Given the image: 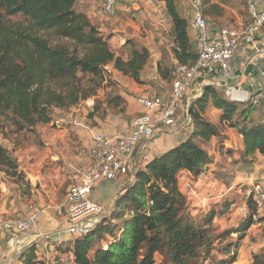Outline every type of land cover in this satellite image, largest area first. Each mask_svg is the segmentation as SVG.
Instances as JSON below:
<instances>
[{
    "label": "trees",
    "instance_id": "trees-1",
    "mask_svg": "<svg viewBox=\"0 0 264 264\" xmlns=\"http://www.w3.org/2000/svg\"><path fill=\"white\" fill-rule=\"evenodd\" d=\"M161 1L166 3L176 32L175 58L180 65L195 63L198 54L191 48L188 20L178 12L176 0ZM209 1L201 0V5ZM119 51L111 49L110 38L77 8V0H0V133L9 130L37 136L39 126L54 123L56 110L67 112L97 97L101 86L110 82L109 65L143 85L149 50L128 41ZM174 69L158 67L164 81L172 78ZM91 78L92 82H86ZM121 101L120 97L108 99L107 108L119 106ZM209 107L221 111L219 123L205 117ZM94 108L98 111L103 104L98 102ZM190 119L192 132L186 140L137 164L136 181L116 201L111 217L64 244L59 253L73 255L74 264H157L159 257L164 264H206L222 253L224 259L218 264H236L241 240L258 215L264 221L253 196L249 201L252 214L237 229L219 232L214 220L227 215L233 203L226 201L221 211L212 209L202 217L192 215L180 187V174L188 172L198 180L208 172L213 163L209 144L214 138L222 139L225 127L243 138L239 160L264 158V98L256 104L235 102L208 86L192 105ZM228 154L234 155L232 151ZM0 172L16 184L24 180L22 195L31 194L18 159L1 142ZM128 174L132 176V172ZM233 234L238 240L218 249ZM106 235L110 238H104ZM98 239L107 240V248L97 246ZM19 262L44 264L35 245ZM252 264H264V248L253 255Z\"/></svg>",
    "mask_w": 264,
    "mask_h": 264
},
{
    "label": "crops",
    "instance_id": "crops-1",
    "mask_svg": "<svg viewBox=\"0 0 264 264\" xmlns=\"http://www.w3.org/2000/svg\"><path fill=\"white\" fill-rule=\"evenodd\" d=\"M84 2L87 12L83 9L81 11L87 14L101 33L108 32L110 28L113 30V34L117 32L122 35H117L114 38V40L120 39V41L114 43V45L118 44L119 50L128 41H132L136 48L143 47L149 50L151 57L142 73L144 84L135 83L131 78L109 65L106 67L109 75L107 81L115 84V87H117L116 93L105 95L106 97L103 96L102 98L97 93V97L82 103L85 104L84 108H82V105L79 106V110L75 107L67 112L64 111L63 118L70 115L74 119L77 117L76 111L81 112V117L82 112L89 115L95 112L93 106L97 99L102 100L100 102L106 108L108 99L120 97L122 103L119 106L110 107L116 116L113 114L108 116V113L107 115L103 114L101 118L95 116V124L92 121L91 123L87 122L85 118L83 120L80 118L79 120H71L74 128L68 125H64L68 127L59 128L63 132L61 139H58V136L50 129H42L39 133L41 134L40 139L45 142V149H49L51 155L44 154L41 158L32 161L33 166H29L28 169L20 168L21 172H24L27 176L26 180L31 186V194L23 196L24 199L19 196V203L22 206L20 210L24 216L28 213L32 204L44 209L45 213L31 233L16 236L19 239L16 247L11 245V235L4 234L0 238V264H23L19 262L20 257L17 259L16 257L23 249L32 244L36 246V255L42 263L63 264L65 255L59 253L58 250L74 239L67 230V211L63 209V205H65L70 188L75 183L73 176L76 170L88 165L90 162V151L94 135L98 132L109 137L128 135L131 132L134 119L144 113V109L138 105L137 100L144 96H157L161 92L163 98H167L171 90L170 88L165 90L164 86L167 84L172 89V78L164 81L158 70L159 65L163 68L179 65L173 53L176 46V32L164 1L123 0L117 8L116 15L108 17L107 20H104V14H102V0H85ZM258 6L264 10V0H260ZM177 10L188 20L190 25L191 13L188 3L177 2ZM201 12L209 24L213 37L218 35L220 28L226 23H240L250 20L248 0H210L209 3L201 5ZM188 34L191 48L198 54L199 33L189 27ZM148 69L149 73H147ZM232 75L231 79H225L220 68L214 66L206 70L203 77L194 83L180 104L176 123L171 127L160 129L155 137L138 148L136 153L137 164L138 162H144L143 160H151L186 140L192 132L189 107L193 100L201 97L206 87L214 86L228 100L240 103L248 102L253 92L264 87V29L257 35L253 45L244 48L237 55L233 63ZM105 84L107 82L103 85ZM71 111L72 113L69 114ZM96 114H99V112ZM184 116H186V120L180 123ZM220 116L221 111L213 107H209L205 114V117L214 123H219ZM55 124L54 121L52 125L48 126L55 128ZM38 128L37 134L40 130ZM71 132L74 133L73 140L67 137V134H71ZM47 133L49 136L48 141H46ZM37 136H35L36 140H38ZM221 136L222 139L214 138L209 144L208 149L212 159L211 147L214 146L217 140L220 147L225 143H229L227 146L230 145L231 150H235L234 154L242 150L243 138L235 130L225 127ZM228 136H230V140ZM41 140L40 142H42ZM39 147L41 148V146ZM82 147L86 149L82 151ZM217 160L215 159L214 162L216 163ZM18 162L21 164L20 160ZM185 173L192 177L191 173ZM135 181L136 178L134 172H132L130 177L120 176L114 181H105L96 185L91 194V199L103 205L105 209L103 220L111 217L112 212L115 210L116 201L123 195L128 185L133 184ZM0 190L3 192L0 198L1 219L8 210L11 213L17 206H11L13 203L11 189L9 190L6 182H0ZM98 220L99 218L91 217L80 221L79 224L84 227H93ZM57 257H60L58 262L56 261ZM71 258L72 264H74L73 255H71Z\"/></svg>",
    "mask_w": 264,
    "mask_h": 264
},
{
    "label": "built area",
    "instance_id": "built-area-1",
    "mask_svg": "<svg viewBox=\"0 0 264 264\" xmlns=\"http://www.w3.org/2000/svg\"><path fill=\"white\" fill-rule=\"evenodd\" d=\"M123 0H102V10L108 17H114ZM188 3L191 13L189 27L199 33V52L195 63L177 65L172 72V89L167 98L144 96L137 100L144 113L136 117L131 132L124 136L109 137L98 132L93 137L88 165L77 169L63 209L67 211L68 232L74 239L86 235L92 227L80 226L79 222L105 213L102 204L91 199V194L99 183L114 181L120 176L134 172L137 166V150L155 137L157 131L175 124L178 109L194 83L203 77L206 70L218 67L225 79L232 78L233 63L237 55L255 43L257 35L264 29V10L258 6L260 0H248L250 20L224 24L217 36H212L209 24L201 12V0H176ZM264 98V87L255 91L249 101L258 103ZM253 199L264 212V180L255 187ZM45 210L35 204L30 205L23 219L0 222V238L4 234L12 236V246L16 247V236L28 235L35 229ZM29 237L33 238L31 235ZM63 264H72L71 254H66Z\"/></svg>",
    "mask_w": 264,
    "mask_h": 264
},
{
    "label": "rangeland",
    "instance_id": "rangeland-1",
    "mask_svg": "<svg viewBox=\"0 0 264 264\" xmlns=\"http://www.w3.org/2000/svg\"><path fill=\"white\" fill-rule=\"evenodd\" d=\"M84 1L85 0H77V8L79 10L83 9L85 12H87V8ZM102 14H104L103 10ZM103 16L104 20H107L108 16H106L105 14ZM14 21H17V19H14ZM102 34L105 37L109 38H112L114 36L113 39L110 40V46L114 52L120 54L118 44L114 45V43L116 41H120V39L114 40V38L117 37V35H122L118 34L117 32H114L113 34V30H111L110 28L108 29V32H102ZM147 73H149V69L147 70ZM108 78L109 75L107 74V79ZM92 81L93 80L91 78L86 82L90 83ZM169 88L171 90V87L167 84L164 86L165 90ZM116 89L117 87H115V84L110 81L109 83L101 86L98 91L99 97L101 96L102 98L103 96L108 94H115ZM157 95L163 97L162 92L158 93ZM100 101L102 102V100L97 99L93 107L97 106L98 102ZM82 105L83 104L79 106ZM79 106H76V109L79 110ZM84 107L85 104L82 106V108ZM111 110L112 108L103 107L100 110L95 111L94 113H90L89 115L88 113L85 114V112H82V114L85 115H82V117L80 114L81 112L76 111L75 113H77V117H73L74 119H72L70 115H68V117L65 116V118H63V116L65 115L64 111L56 110L54 117V121L56 122L55 128L50 126H39L40 130H38L37 134L38 140L35 139V135L27 133L17 134L6 130V132H4L3 134L0 133V142L7 149L12 151L14 157L21 161V164H19V169H28L29 166H33L32 161L41 158L44 154L51 155L50 150L48 148V150L45 149V142L40 139L41 134L39 133L42 131V129H50V131H53V133L58 136V139H61L63 132L62 129L59 128H64L68 126L74 128L73 122H71V120H79V118L83 120L85 118L87 122L91 123L92 121V123L95 124V116L101 118L105 111V115H107V113L108 116L109 114L115 115L114 112ZM97 112H99V114H96ZM71 113L72 111L69 112V114ZM185 117L186 116H184V119L182 121L180 120V123H183L186 120ZM48 137L49 136L47 133L46 141H48ZM67 137H70L71 140H73L74 133L71 132V134H67ZM228 138L230 140V136H228ZM40 140L42 142H40ZM227 144L225 143L222 147H220V143L218 142V140L215 142L214 146L211 147L212 157L213 162L215 161V159L218 160L216 161V163L214 162V164L209 168L208 172L206 174L201 175L198 180H194L193 176H188V174L185 172H182L180 174V187L188 199L189 208L192 215L202 217L203 215L209 213L212 209H216L217 212L221 211V207L226 201L233 203V206L231 207V210L227 215H218L214 220V226L219 232L230 229H237L242 220L245 218V216H249L252 214V208L250 209L249 201H251V197L254 195L255 187L264 180V158L258 156L254 161L243 162L239 160V156L237 153L233 156L228 154L227 151H232V153H235V150H231L230 145L227 146ZM39 146H41L43 150ZM85 149L86 148L83 147L81 148L82 151H84ZM141 164L142 163L138 162V166H140ZM35 166L37 167L38 164ZM22 173L25 175L24 172ZM126 176L129 177L130 174H127ZM26 178L27 176L25 175V179ZM2 181L6 182L9 187V190L11 189V199L13 201L11 206L14 205L18 208L16 207V209L11 213L10 210H8V212L3 216V218L0 219V222L16 221L19 219H23L24 214L20 210L22 206L19 203V196L24 199L22 194L24 193L23 185L25 184V181L23 180L20 184H16L15 180L8 178L4 173L0 172V182ZM2 193L3 192L0 190V198ZM103 215H105V213ZM103 215L96 217V219L99 218V220L92 227V229L95 228L97 225L104 223V221L109 218L108 217L103 220ZM262 215L264 216V212L262 213ZM104 238L109 239L110 236L106 235L104 236ZM237 240L238 236L236 234H233L230 237H227L225 242H223L222 245L218 247V249H222V247H225L230 241L236 242ZM106 242L107 240L105 239H98L96 245H102L106 248ZM263 248L264 221L261 220L258 215L255 219L254 225L250 228L246 236L241 240L240 247L237 251L236 264H252L253 255L260 253ZM222 259H224V255L222 253H216L215 259L209 260L206 264H218ZM157 264H164L161 257L158 258Z\"/></svg>",
    "mask_w": 264,
    "mask_h": 264
},
{
    "label": "water",
    "instance_id": "water-1",
    "mask_svg": "<svg viewBox=\"0 0 264 264\" xmlns=\"http://www.w3.org/2000/svg\"><path fill=\"white\" fill-rule=\"evenodd\" d=\"M204 93H205V90H203V93H202L201 97L204 95ZM201 97H200V98H201ZM200 98H197V99L193 100V102L191 103V105H190V107H189V116H190V110H191L192 105H193L194 103H196ZM32 246H33V244L30 245L29 247H26L25 249H23V250L19 253V255H17L16 259H17L18 257H21L23 254L27 253L28 250H29Z\"/></svg>",
    "mask_w": 264,
    "mask_h": 264
}]
</instances>
